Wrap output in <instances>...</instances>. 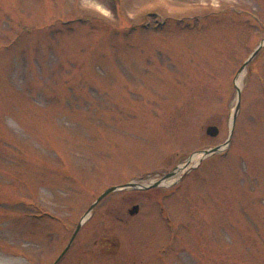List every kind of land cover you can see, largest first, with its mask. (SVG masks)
I'll use <instances>...</instances> for the list:
<instances>
[{
  "label": "rangeland",
  "instance_id": "rangeland-1",
  "mask_svg": "<svg viewBox=\"0 0 264 264\" xmlns=\"http://www.w3.org/2000/svg\"><path fill=\"white\" fill-rule=\"evenodd\" d=\"M263 41L264 0H0V264H264Z\"/></svg>",
  "mask_w": 264,
  "mask_h": 264
},
{
  "label": "water",
  "instance_id": "water-1",
  "mask_svg": "<svg viewBox=\"0 0 264 264\" xmlns=\"http://www.w3.org/2000/svg\"><path fill=\"white\" fill-rule=\"evenodd\" d=\"M264 46V41L261 42V44L259 45V47L255 50V52L252 54V56L243 64V66L240 68L239 74H241L243 72V70L247 67V65L250 63V61L258 54V52L263 48ZM237 92H238V104L236 106L235 109V113L233 115V128L230 134V138L227 141V143L225 145H229L231 137L233 135V131L235 128V124H236V120H237V115L240 109V98H241V90L240 88L237 86ZM207 135L211 136V137H216L219 134V128L217 126H208L207 130H206ZM223 146H217L215 148L209 149V150H205L203 151L204 156H209L213 153L219 152L220 150H222ZM177 171L178 168H176L175 170H173L172 172L166 174L165 176H163L159 181L150 184L148 186H144V185H139V184H135V183H131V184H127L123 187H113L110 188L109 190H107L106 192H104L97 200V202L91 207V209L89 210L88 214L90 213V211L95 207V205L102 200L104 197H106L108 194L118 190V189H122V188H140V189H146V188H152V187H158L160 185H162L164 182H167L171 179H173L176 175H177ZM139 211V206H134L131 210H130V214L131 215H135L136 213H138ZM80 228V225L76 231V233L74 234L72 240L70 241V244L68 246V248L70 247V245L72 244L73 240L75 239L77 232ZM68 248L65 250V252L61 255V257L59 258V260L63 257V255L66 253V251L68 250Z\"/></svg>",
  "mask_w": 264,
  "mask_h": 264
},
{
  "label": "bare ground",
  "instance_id": "bare-ground-1",
  "mask_svg": "<svg viewBox=\"0 0 264 264\" xmlns=\"http://www.w3.org/2000/svg\"><path fill=\"white\" fill-rule=\"evenodd\" d=\"M240 82V81H239ZM197 158V156H194L192 159L194 160V159H196Z\"/></svg>",
  "mask_w": 264,
  "mask_h": 264
},
{
  "label": "flooded vegetation",
  "instance_id": "flooded-vegetation-1",
  "mask_svg": "<svg viewBox=\"0 0 264 264\" xmlns=\"http://www.w3.org/2000/svg\"><path fill=\"white\" fill-rule=\"evenodd\" d=\"M155 188H157V187H155Z\"/></svg>",
  "mask_w": 264,
  "mask_h": 264
}]
</instances>
